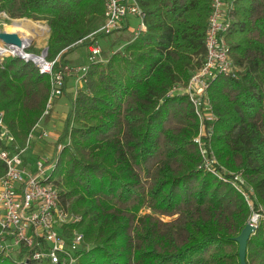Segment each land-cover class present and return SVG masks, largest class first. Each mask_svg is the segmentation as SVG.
<instances>
[{
  "label": "trees",
  "instance_id": "16d2710c",
  "mask_svg": "<svg viewBox=\"0 0 264 264\" xmlns=\"http://www.w3.org/2000/svg\"><path fill=\"white\" fill-rule=\"evenodd\" d=\"M211 1L135 0L145 29L111 33L103 61L89 64L50 174L61 203L79 216L63 230L84 237L74 264H240L235 237L252 214L259 219L245 260L264 264V0H234L226 42L239 70L208 81L215 118L205 145L216 175L201 167L187 96L168 95L203 60ZM0 12L46 21L47 59L60 64L104 21L102 0H0ZM50 90L30 61L0 63L8 148L25 146ZM0 264L19 263L0 254Z\"/></svg>",
  "mask_w": 264,
  "mask_h": 264
},
{
  "label": "built area",
  "instance_id": "2783aa9c",
  "mask_svg": "<svg viewBox=\"0 0 264 264\" xmlns=\"http://www.w3.org/2000/svg\"><path fill=\"white\" fill-rule=\"evenodd\" d=\"M233 2L234 0L211 1L203 60L192 71L186 83L172 86L168 93L187 96L198 120V133L193 141L203 159L201 167L215 175L214 165L217 160L205 145L213 132L208 121L215 118L208 100L207 86L208 81L217 73L235 76L239 70L230 56L226 42V33L234 19ZM102 3L103 23L94 32L77 41L81 43L83 39L90 40L86 46L89 64L103 61L102 46L96 35L117 32L126 25L129 17L139 20L135 35L145 29L143 12L135 0H102ZM3 14L5 15L4 12ZM5 17L9 19L6 15ZM17 34L22 42L20 47L0 40V63L9 56L18 57L23 61H30L39 73L50 77L51 93L43 117L54 99L64 94L68 76H75L80 84L85 81L89 64H60L58 56L52 60L47 59L45 48L38 54L29 52L26 36ZM3 116V111H0V160L5 165V171L0 174V254L9 256L17 253L19 264H74L76 249L81 246L84 237L76 230H72L69 238L63 234L64 226L77 222L79 216L71 213L67 205L61 203L58 188L50 178L57 158L41 157L27 163L22 158L24 149L30 146L33 139L46 140L50 135L44 129L34 132V127L23 148L10 149L7 146L12 142L13 136L10 135ZM66 143H69L68 138ZM61 147L62 144H59L58 149Z\"/></svg>",
  "mask_w": 264,
  "mask_h": 264
},
{
  "label": "rangeland",
  "instance_id": "374dc122",
  "mask_svg": "<svg viewBox=\"0 0 264 264\" xmlns=\"http://www.w3.org/2000/svg\"><path fill=\"white\" fill-rule=\"evenodd\" d=\"M13 20L20 21L21 24H25V25L27 24V26L31 25L32 30L30 32L22 30L20 32V34H24V36H26V38H28L29 46H28L27 50L29 52H33L35 54L40 53V51L46 47V42H47V39L49 37V28H48L47 22L44 20L33 21V20L27 19V18H23V19H11V18H9V19H7L5 17V15L3 14V12H0V30L7 31V32L12 31L11 29H8V28H9V26H12L13 23H14L13 25H16L17 22H14ZM128 21H129V24L132 28H134V29L137 28V26L139 24V20L137 18L129 17ZM126 34L128 37L132 35V33H130V32H126ZM114 37H115V35H110V37H105V38L103 37V38L99 39L100 46H102L104 51L109 50V47H110L109 42ZM67 57H68L69 61L75 62V64H82V63H84L86 65L89 64L88 57H87V47H85L82 44L77 46L72 51H70L68 53ZM24 150L25 151L22 154V158H23L25 163L28 162L27 160H29V161L34 160L36 158V156L38 155L37 152L33 150L32 144L29 147H26V149H24ZM55 155H56V149H55L54 153L51 156H49V158H53ZM254 215H257V214H252L251 218L254 222H256V225H257L259 216L257 215L258 217H256ZM6 256H8V255H6ZM17 256H18L17 253H12L7 258L11 259L13 262L14 261L18 262L19 257H17Z\"/></svg>",
  "mask_w": 264,
  "mask_h": 264
},
{
  "label": "crops",
  "instance_id": "0c3cea01",
  "mask_svg": "<svg viewBox=\"0 0 264 264\" xmlns=\"http://www.w3.org/2000/svg\"><path fill=\"white\" fill-rule=\"evenodd\" d=\"M126 25L128 26L126 28V32L135 34L136 28L134 29L130 26L128 19L126 20ZM66 59L68 60V57H66ZM68 62L73 65H80V66L84 64V63L75 64V62L69 60ZM81 87L82 84L76 81L75 76H68V78L65 81V86L63 90L64 94L60 97L55 98L54 101L50 104L48 113L40 118V122L35 126L34 132H38L40 131V129H44L49 133L50 137L46 140L33 139L31 141L33 150L36 151L38 154L35 159L46 156L49 158V156H51L54 153L55 147L62 136L61 134L64 130L67 121L66 118L69 114V111L72 108L71 105L72 99L75 97L77 90L80 89ZM66 140L67 138H65L64 140L65 143Z\"/></svg>",
  "mask_w": 264,
  "mask_h": 264
},
{
  "label": "water",
  "instance_id": "95a60500",
  "mask_svg": "<svg viewBox=\"0 0 264 264\" xmlns=\"http://www.w3.org/2000/svg\"><path fill=\"white\" fill-rule=\"evenodd\" d=\"M0 40L5 44H13L18 47L21 46V38L19 34L15 32H6L3 30H0ZM48 48L45 47L44 51H47ZM256 216V215H254ZM257 217V216H256ZM257 225L256 222L254 223L252 218L249 219L245 226L240 230V234L235 237V241L239 245L238 247V259L240 260V264H247L245 258H246V249H247V240L249 237L254 233V230L256 229Z\"/></svg>",
  "mask_w": 264,
  "mask_h": 264
},
{
  "label": "bare ground",
  "instance_id": "6f19581e",
  "mask_svg": "<svg viewBox=\"0 0 264 264\" xmlns=\"http://www.w3.org/2000/svg\"><path fill=\"white\" fill-rule=\"evenodd\" d=\"M14 22H17L16 23V25H13L12 24V26H9V28L8 29H11L12 31H14V32H17V33H20L22 30H24V31H27V32H30L32 29H31V25H28L27 26V24L25 25V24H21V22L20 21H15V20H13ZM7 32V31H6ZM27 39V42L29 41L28 40V38H26ZM254 222V221H253ZM255 223V222H254Z\"/></svg>",
  "mask_w": 264,
  "mask_h": 264
}]
</instances>
